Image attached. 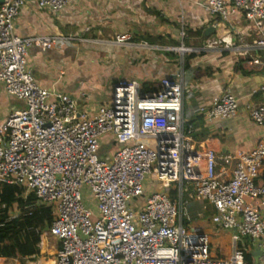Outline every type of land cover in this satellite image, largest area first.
<instances>
[{
  "label": "built area",
  "instance_id": "1",
  "mask_svg": "<svg viewBox=\"0 0 264 264\" xmlns=\"http://www.w3.org/2000/svg\"><path fill=\"white\" fill-rule=\"evenodd\" d=\"M28 1L58 14L71 0L0 4V90L25 105L0 120V196L5 185L18 186L25 200L33 193L51 208L48 229L32 230L41 237L40 248L49 235L59 241L52 264H249L246 239L261 248L257 264H264V183L259 184L264 138L248 152L200 153L195 127L184 114L193 91L180 77L162 78L149 93L139 81H120L111 86L110 100L95 110L81 109L68 93H50L28 67L30 49H56L83 39L19 37L16 21ZM204 7L216 27L242 15L259 37L249 44L222 38L199 48L182 43L168 51L187 55L218 47L239 56L264 54V0H206ZM181 36L185 40L186 33ZM131 40L123 33L115 42L149 47ZM253 62L260 64L259 56ZM244 108L264 127V103ZM239 111L237 98L227 90L194 114L210 123ZM107 137L120 145L109 161L100 157ZM87 194L97 212L86 205ZM190 200L206 203L204 209L213 210L211 220L221 229L236 230L228 258L212 255L209 236L192 224ZM14 206L18 213L12 218L35 209Z\"/></svg>",
  "mask_w": 264,
  "mask_h": 264
},
{
  "label": "crops",
  "instance_id": "2",
  "mask_svg": "<svg viewBox=\"0 0 264 264\" xmlns=\"http://www.w3.org/2000/svg\"><path fill=\"white\" fill-rule=\"evenodd\" d=\"M205 2L71 0L62 12L52 14L40 9L35 1H28L16 21L15 33L22 38L65 35L83 39L50 50L32 47L28 55V67L37 83L50 93L70 94L81 109L95 110L99 104L107 103L111 86L120 81H139L157 87L162 78L180 77L193 91V96L184 104V114L187 119L191 118L195 127L197 150L203 153L211 149L219 156L248 152L264 138V127L255 124L244 108L249 103H264V54L239 56L218 47L193 55L167 50V47L185 43L181 34L185 32L187 37V31L200 33L189 37V44L185 43L198 48L222 38L232 39L237 44H249L259 37V31L242 15L216 27V20L204 7ZM212 27L216 31L206 35ZM123 33L131 35V43L144 42L148 49L131 44L118 46L115 39ZM158 37L161 39H156ZM258 56L261 63L254 64L253 60ZM227 90L239 102L240 111L236 117L207 123L203 117L194 114L199 105L210 104ZM1 93H4L7 109L0 113V120L25 107L3 89ZM107 142V151L119 150L117 141L107 137L101 145V155L107 153ZM101 155L105 161L111 159L110 155L108 159ZM205 205L189 201L193 226L202 229L209 238L218 231L228 232L232 242L236 230H224L215 225L211 220L213 210L209 207L205 210ZM245 242L251 264H257L261 248L248 239ZM59 248V241L49 235L40 248V254L55 257Z\"/></svg>",
  "mask_w": 264,
  "mask_h": 264
},
{
  "label": "trees",
  "instance_id": "3",
  "mask_svg": "<svg viewBox=\"0 0 264 264\" xmlns=\"http://www.w3.org/2000/svg\"><path fill=\"white\" fill-rule=\"evenodd\" d=\"M199 34L187 31L188 36L185 38V43L189 44V37ZM156 39L161 38L158 37ZM187 63L188 61L186 60V66ZM142 87L143 91L148 93L157 89L155 84L149 83L142 84ZM263 183L264 176L259 180V184ZM23 194V189L18 186L5 185L3 187V192L0 196V258L26 260L32 259L33 256H39L41 237L32 229L34 227L45 229L52 224L53 215L51 208L40 205L35 194H29L27 200L24 199ZM16 203L21 208L26 205H35V209L31 215L12 218L10 210ZM93 219L96 220V217H93ZM246 260L251 264V256L249 254L246 255Z\"/></svg>",
  "mask_w": 264,
  "mask_h": 264
},
{
  "label": "rangeland",
  "instance_id": "4",
  "mask_svg": "<svg viewBox=\"0 0 264 264\" xmlns=\"http://www.w3.org/2000/svg\"><path fill=\"white\" fill-rule=\"evenodd\" d=\"M218 41V40H217ZM111 97V94H110ZM110 99V98H109ZM5 97H4V93H1L0 95V113L6 111V103H5ZM108 143L107 142L105 144V147H107V149L105 150L107 153H105L104 155H100L105 158L108 159V156L110 155V158L112 157L113 154L116 153V151H114L113 149H110L109 151H107L108 148ZM101 152V150H100ZM187 199H189V197L187 196ZM85 203L86 205L93 211V212H97V205L95 203V200L93 199V197L90 194L85 195ZM16 208H12L11 213L12 214H16L18 213V208L17 206H14ZM218 231V229H217ZM216 232V231H215ZM224 239L226 240V242H224ZM212 241V242H211ZM210 242H211V251L213 255L219 256V257H227L230 255L231 252V236L228 232H217L215 233L213 236H210ZM259 251H261L259 249ZM54 259L53 255H39V257H35L32 260L30 259H26V260H19V259H10L7 261L6 264H52V260ZM3 264H5V261L2 260L1 261Z\"/></svg>",
  "mask_w": 264,
  "mask_h": 264
},
{
  "label": "water",
  "instance_id": "5",
  "mask_svg": "<svg viewBox=\"0 0 264 264\" xmlns=\"http://www.w3.org/2000/svg\"><path fill=\"white\" fill-rule=\"evenodd\" d=\"M6 1H7V0H0V4H3V3H5ZM215 31H216V29H215L214 27H212L211 29H208V30L206 31V35H209V34L215 32ZM39 204L42 205V204H44V203L39 202ZM47 229H48V226H47ZM258 252H259V251H258Z\"/></svg>",
  "mask_w": 264,
  "mask_h": 264
},
{
  "label": "bare ground",
  "instance_id": "6",
  "mask_svg": "<svg viewBox=\"0 0 264 264\" xmlns=\"http://www.w3.org/2000/svg\"><path fill=\"white\" fill-rule=\"evenodd\" d=\"M1 261H2V260H0V264H3ZM15 264H16V263H15Z\"/></svg>",
  "mask_w": 264,
  "mask_h": 264
}]
</instances>
